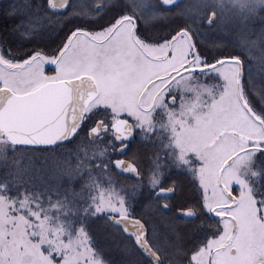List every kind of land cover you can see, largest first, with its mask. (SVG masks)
Returning a JSON list of instances; mask_svg holds the SVG:
<instances>
[{"label":"snow or ice","instance_id":"6c2138e0","mask_svg":"<svg viewBox=\"0 0 264 264\" xmlns=\"http://www.w3.org/2000/svg\"><path fill=\"white\" fill-rule=\"evenodd\" d=\"M0 264H264V0L0 4Z\"/></svg>","mask_w":264,"mask_h":264},{"label":"rangeland","instance_id":"374dc122","mask_svg":"<svg viewBox=\"0 0 264 264\" xmlns=\"http://www.w3.org/2000/svg\"><path fill=\"white\" fill-rule=\"evenodd\" d=\"M36 167H37V168L44 167V168H46V169H54V167H55V162H53V161H48L47 163H45V162L43 161V159L41 158V159H38V160L36 161ZM36 175L39 176L40 173H37Z\"/></svg>","mask_w":264,"mask_h":264},{"label":"flooded vegetation","instance_id":"af4514ba","mask_svg":"<svg viewBox=\"0 0 264 264\" xmlns=\"http://www.w3.org/2000/svg\"><path fill=\"white\" fill-rule=\"evenodd\" d=\"M5 2V0H0V4H3ZM185 195L187 196V195H191V189L190 188H187L186 190H185Z\"/></svg>","mask_w":264,"mask_h":264}]
</instances>
